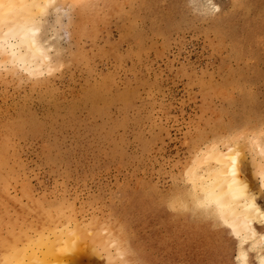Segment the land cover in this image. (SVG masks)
Segmentation results:
<instances>
[{
	"label": "rangeland",
	"instance_id": "1",
	"mask_svg": "<svg viewBox=\"0 0 264 264\" xmlns=\"http://www.w3.org/2000/svg\"><path fill=\"white\" fill-rule=\"evenodd\" d=\"M32 4L17 22L38 28L39 66L0 36V264L66 225L93 264H261L264 0ZM214 147L254 234L200 186Z\"/></svg>",
	"mask_w": 264,
	"mask_h": 264
},
{
	"label": "bare ground",
	"instance_id": "2",
	"mask_svg": "<svg viewBox=\"0 0 264 264\" xmlns=\"http://www.w3.org/2000/svg\"><path fill=\"white\" fill-rule=\"evenodd\" d=\"M36 1H32L33 4L36 3ZM38 1L40 2L41 0ZM32 2H30V0H0V29H2V27L4 26L5 29L8 28L5 32L3 30L1 33H4H0V36L2 35L1 37H3L4 34H6L5 37L7 38L8 36H10V40H6V38L3 37L4 39L2 41V45L10 46L8 50L10 49L14 53V56L16 57L17 61H20V63H23L24 65L29 67H36L39 66V60L41 58L40 55L46 52V50L44 51L45 47H43V45L37 41L38 37L35 38V35L37 36L39 30L38 28L35 29V27L34 29L28 27L30 25H33L30 24V21V23L28 22L30 25L27 26L23 21L17 22L18 18H20L21 16L22 20L27 19L29 15L32 18L31 13H28L30 12V10H32L29 9V7H34L30 6V3ZM26 3H28V5L23 6ZM33 10L35 11L36 9ZM31 21H33V19ZM11 38L13 40H11ZM211 151L213 153V156H216L219 165L218 167L214 166V168L209 167L210 171L208 172L206 178L207 182H200V186L204 188L207 196L210 199L216 200L220 204L221 208L223 209V212L227 210L231 213L229 214L230 216H234L233 219H235V225L238 230L242 228L246 230V232L254 234V228L252 227V220L250 218V215L251 212L257 211L258 208L255 206L254 201L252 199H249L247 193L244 192L245 190H243L245 186L244 184H242L235 156L229 157V153H223V151L218 150L215 147ZM228 157L231 160V163H228ZM262 180L264 184V171L262 172ZM70 228L71 227H68L66 225L65 227H63V229L60 230L58 234L57 232L54 233V231L52 230V235H50V233L48 234V232L46 233V231L41 229L35 230V237L30 240L27 246H24L20 249L18 248L19 246H14L15 249L18 248L17 250H15L14 247H10V249L12 248L11 251H13V249L15 251H13L12 254L10 253V256L6 258L5 263L8 264L9 262L11 264H93L92 259L88 254L85 253L86 251H84L83 248L87 243V241H85V236L80 233L81 230L74 232L72 228ZM84 230L86 231V233L88 232L87 229ZM90 235L91 234H89L88 236L91 237L92 240L93 237H95L94 235L96 234H94L93 236ZM25 236V238L28 237V235ZM96 236L99 237L98 235ZM97 237H95V239ZM29 238L30 237H28L27 239ZM27 239H25V241ZM118 247L119 246L116 244L114 246L116 250L114 249V251L119 250ZM10 249L9 252H11ZM107 252L106 258L108 262L109 260L115 259L116 256L113 258L112 254H119V251H117L118 253H112L110 252V250ZM245 255L246 254L244 251L240 253V256L245 257ZM10 258H12L13 260H9ZM261 264H264V256H262L261 258Z\"/></svg>",
	"mask_w": 264,
	"mask_h": 264
}]
</instances>
